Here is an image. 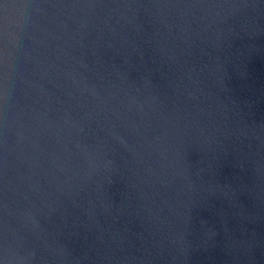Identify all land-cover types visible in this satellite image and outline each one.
Here are the masks:
<instances>
[{"label": "water", "instance_id": "95a60500", "mask_svg": "<svg viewBox=\"0 0 264 264\" xmlns=\"http://www.w3.org/2000/svg\"><path fill=\"white\" fill-rule=\"evenodd\" d=\"M0 264H264V0H0Z\"/></svg>", "mask_w": 264, "mask_h": 264}]
</instances>
